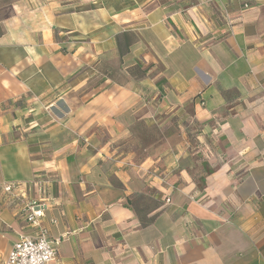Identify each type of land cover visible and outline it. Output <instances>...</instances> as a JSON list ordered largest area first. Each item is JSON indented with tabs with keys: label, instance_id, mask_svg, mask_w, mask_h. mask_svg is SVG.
<instances>
[{
	"label": "crops",
	"instance_id": "0c3cea01",
	"mask_svg": "<svg viewBox=\"0 0 264 264\" xmlns=\"http://www.w3.org/2000/svg\"><path fill=\"white\" fill-rule=\"evenodd\" d=\"M33 199L60 264H264V0H0V264Z\"/></svg>",
	"mask_w": 264,
	"mask_h": 264
},
{
	"label": "built area",
	"instance_id": "2783aa9c",
	"mask_svg": "<svg viewBox=\"0 0 264 264\" xmlns=\"http://www.w3.org/2000/svg\"><path fill=\"white\" fill-rule=\"evenodd\" d=\"M10 196H20L21 182L3 184ZM169 200V199H168ZM25 221L34 225V235H21L8 253L4 264H60L56 242L43 222L47 204L42 200H26L22 205Z\"/></svg>",
	"mask_w": 264,
	"mask_h": 264
},
{
	"label": "trees",
	"instance_id": "16d2710c",
	"mask_svg": "<svg viewBox=\"0 0 264 264\" xmlns=\"http://www.w3.org/2000/svg\"><path fill=\"white\" fill-rule=\"evenodd\" d=\"M124 40H125V43H121L119 41V38H118L119 51H120V54L121 55H123L124 53H126L127 51H129V48H130V45H131L129 43L130 42V39H129L128 36H126ZM155 217H156V214L151 215V217H149V218H141V221H142L143 226L150 225L154 221Z\"/></svg>",
	"mask_w": 264,
	"mask_h": 264
}]
</instances>
